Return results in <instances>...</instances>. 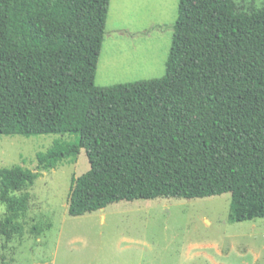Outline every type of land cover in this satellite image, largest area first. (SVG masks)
<instances>
[{
    "label": "trees",
    "instance_id": "trees-1",
    "mask_svg": "<svg viewBox=\"0 0 264 264\" xmlns=\"http://www.w3.org/2000/svg\"><path fill=\"white\" fill-rule=\"evenodd\" d=\"M110 3L0 0V136L70 137L37 171L1 167L0 203L18 218L29 196L15 192L84 149L72 216L231 193L232 221L264 218V6L180 0L165 75L100 87Z\"/></svg>",
    "mask_w": 264,
    "mask_h": 264
},
{
    "label": "rangeland",
    "instance_id": "rangeland-1",
    "mask_svg": "<svg viewBox=\"0 0 264 264\" xmlns=\"http://www.w3.org/2000/svg\"><path fill=\"white\" fill-rule=\"evenodd\" d=\"M180 0H111L96 84L165 75ZM245 10L264 0H238ZM67 135L0 136V168L38 170L39 152ZM91 164L40 170L28 209L14 218L0 203V264H264V218L230 219L231 193L209 197L119 201L78 216L69 213L72 179ZM5 229L6 232L2 231Z\"/></svg>",
    "mask_w": 264,
    "mask_h": 264
}]
</instances>
